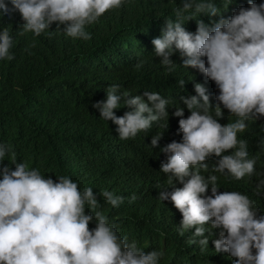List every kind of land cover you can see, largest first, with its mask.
Returning <instances> with one entry per match:
<instances>
[{
	"label": "clouds",
	"instance_id": "9594fccd",
	"mask_svg": "<svg viewBox=\"0 0 264 264\" xmlns=\"http://www.w3.org/2000/svg\"><path fill=\"white\" fill-rule=\"evenodd\" d=\"M127 2L0 0V16L19 11L24 32L51 34L47 30L57 22L68 36L87 40L91 33L86 26ZM249 5L211 24L198 18L197 30L192 32L185 28L182 16H216L222 11L216 0H182L174 9L177 19L169 18L162 36L152 41L169 71L175 67L172 56L178 50L183 65L199 69L220 89L215 114L208 90L200 82L195 84V94L183 97L191 114L185 116V108L177 107L174 115L180 117L182 139L161 149L169 154L161 169L169 174V181L178 180L183 186L161 191L159 198L170 197L183 213L182 231L195 226L194 235L203 236L206 225L218 228L215 250L228 252L235 258L233 264H264V215L257 214L258 206L249 195L219 191L217 175L205 176L201 169L209 168L210 157H220L215 172L237 180L255 174L260 177L256 191H264V174L256 171V159L249 158L247 140L238 136L248 127L246 121L264 117V2L249 0ZM13 41L8 28L0 30V60L14 58ZM179 83L185 85L183 79ZM119 89V84H112L107 99L94 106L101 117L118 125L122 139L134 138L154 121L168 118L169 100L159 92L130 96ZM122 95L129 98L122 100ZM121 105L131 110L117 115L114 110ZM225 108L238 119L221 123ZM162 136L154 135L151 144L158 145ZM9 155H14L11 145L0 142V264H161L163 250L146 252L136 241H129L121 222L95 210L100 201L92 187L81 189L67 175L53 179L24 162L14 163L13 169L4 164ZM102 196L117 207L124 199L107 189ZM89 207L94 216L87 212ZM199 243L207 247L209 238L204 236Z\"/></svg>",
	"mask_w": 264,
	"mask_h": 264
},
{
	"label": "trees",
	"instance_id": "16d2710c",
	"mask_svg": "<svg viewBox=\"0 0 264 264\" xmlns=\"http://www.w3.org/2000/svg\"><path fill=\"white\" fill-rule=\"evenodd\" d=\"M216 3L222 11L216 16H182L185 28L195 32L198 18L211 24L250 6L249 0ZM181 4L182 0H128L86 26L91 33L87 40L68 36L57 22L47 30L51 34L24 32L19 11L0 16V30L8 28L14 38L10 49L14 58L0 60V142L11 145L14 153L5 157L4 164L14 169V163L24 162L53 179L67 175L81 189L92 187L100 201L95 210L121 222L129 241H136L146 252L163 250L161 264H233L235 258L228 252L215 250L218 228L206 225L203 236L194 235L195 226L182 231L183 213L170 197L159 198L161 191L183 186L178 180L169 181V174L161 169L169 155L161 149L182 139L180 117L174 115L177 107L185 108V116L191 114L183 97L195 94V84L200 82L208 90L213 114L219 103L216 82L199 69L183 65L178 50L172 56L175 67L171 71L155 52L153 39L162 36L169 18L177 19L174 9ZM182 79L184 86L179 83ZM112 84H119V92L127 90L130 96L159 92L169 100L168 118L154 121L134 138L122 139L118 125L101 117L94 106L107 99ZM128 98L122 95V100ZM121 106L114 110L117 115L131 110ZM219 119L227 124L238 117L225 108ZM246 123L248 127L238 136L247 140L249 158L256 159V171L264 174V117ZM157 133L163 136L153 146L151 140ZM219 159L210 157L209 168L201 172L205 176L215 173L221 192L249 195L258 206L257 214L264 215V191H256L260 177L254 174L237 180L215 172ZM105 189L124 197L118 207L102 196ZM86 210L95 215L90 207ZM204 236L209 238L207 247L199 243Z\"/></svg>",
	"mask_w": 264,
	"mask_h": 264
}]
</instances>
